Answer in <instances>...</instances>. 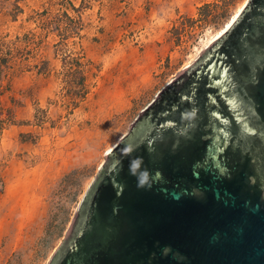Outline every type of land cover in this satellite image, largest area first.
<instances>
[{
    "label": "rangeland",
    "instance_id": "rangeland-1",
    "mask_svg": "<svg viewBox=\"0 0 264 264\" xmlns=\"http://www.w3.org/2000/svg\"><path fill=\"white\" fill-rule=\"evenodd\" d=\"M246 2L0 0V264L50 262L107 155Z\"/></svg>",
    "mask_w": 264,
    "mask_h": 264
},
{
    "label": "water",
    "instance_id": "water-1",
    "mask_svg": "<svg viewBox=\"0 0 264 264\" xmlns=\"http://www.w3.org/2000/svg\"><path fill=\"white\" fill-rule=\"evenodd\" d=\"M135 157L151 188L129 174ZM48 264H264V0L142 112Z\"/></svg>",
    "mask_w": 264,
    "mask_h": 264
},
{
    "label": "clouds",
    "instance_id": "clouds-1",
    "mask_svg": "<svg viewBox=\"0 0 264 264\" xmlns=\"http://www.w3.org/2000/svg\"><path fill=\"white\" fill-rule=\"evenodd\" d=\"M151 151V149H149ZM133 151L131 146L125 147L122 152L124 155H130ZM144 161L142 157H135L129 162V174L135 176L137 179V187L141 189L151 188L152 186V174L148 171L147 168L142 167ZM159 177V174H156V178Z\"/></svg>",
    "mask_w": 264,
    "mask_h": 264
},
{
    "label": "trees",
    "instance_id": "trees-1",
    "mask_svg": "<svg viewBox=\"0 0 264 264\" xmlns=\"http://www.w3.org/2000/svg\"><path fill=\"white\" fill-rule=\"evenodd\" d=\"M76 68H77V69L81 68V65H80L79 62H77ZM189 80H190V78L186 77V78L184 79V83L188 82ZM184 83H183V84H184ZM79 84H80V85L83 84V87H85V81H84V78H81ZM183 84L180 85L179 87H177V88L175 89V92H174L175 94L179 93V91H180V90L183 88V86H184ZM173 96H174V94H173V95L170 94L169 96L166 97V99H165V101H164L163 103H159V104L153 109V115H152V116H153V119H154V120H156V119L160 116V114L162 113V111H163L166 107H168V104H170V103L172 102Z\"/></svg>",
    "mask_w": 264,
    "mask_h": 264
},
{
    "label": "bare ground",
    "instance_id": "bare-ground-1",
    "mask_svg": "<svg viewBox=\"0 0 264 264\" xmlns=\"http://www.w3.org/2000/svg\"><path fill=\"white\" fill-rule=\"evenodd\" d=\"M244 5H245V4H244ZM242 8H243V6L240 8V10H239L238 13L235 15V17L232 19V21L226 26V28H224V29L222 30V32H221L218 36L222 35V34L227 30V28L231 25V23L234 21V19L238 16V14H239L240 11L242 10Z\"/></svg>",
    "mask_w": 264,
    "mask_h": 264
}]
</instances>
